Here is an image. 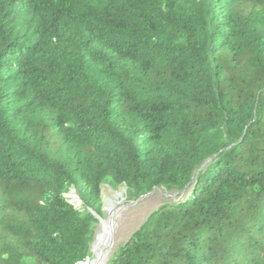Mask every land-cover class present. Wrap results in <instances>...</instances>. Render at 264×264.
I'll use <instances>...</instances> for the list:
<instances>
[{"label": "trees", "instance_id": "trees-1", "mask_svg": "<svg viewBox=\"0 0 264 264\" xmlns=\"http://www.w3.org/2000/svg\"><path fill=\"white\" fill-rule=\"evenodd\" d=\"M191 183L109 264H264V0H0V264L86 263L105 185Z\"/></svg>", "mask_w": 264, "mask_h": 264}, {"label": "rangeland", "instance_id": "rangeland-1", "mask_svg": "<svg viewBox=\"0 0 264 264\" xmlns=\"http://www.w3.org/2000/svg\"><path fill=\"white\" fill-rule=\"evenodd\" d=\"M115 192L124 193L126 210H125L124 218L121 222L120 230L116 237L117 247H116L113 257L119 251V249L125 244L127 239L146 221V219L148 218V216L151 214L153 210L158 208L162 203L175 200V199L171 200L169 198H166L165 197L166 193L162 190H159V191L153 192L154 194L152 193L146 197L141 198L140 200L133 201L127 197V191L125 187H118L115 189V188H112L109 184H107L105 185L104 190H103V217L104 218L107 216L104 208L107 205V201L114 197L113 195ZM74 194L79 198L77 191L73 189L66 194V199L68 203L71 204L73 207H75L77 210H81L83 208L82 205H76L71 197ZM98 224H99V221L97 220V223L95 225L94 240H93L92 246L96 240V236L98 233ZM92 256L93 254L91 252L90 258H92Z\"/></svg>", "mask_w": 264, "mask_h": 264}, {"label": "bare ground", "instance_id": "bare-ground-1", "mask_svg": "<svg viewBox=\"0 0 264 264\" xmlns=\"http://www.w3.org/2000/svg\"><path fill=\"white\" fill-rule=\"evenodd\" d=\"M155 191H159V189ZM165 193L166 198L171 200L176 199V195L169 194L167 192ZM113 196L114 197L112 199L107 201V205L104 208L107 214L105 218L99 217L95 213H92L95 219L99 221L98 233L91 249L93 256L92 258H89L88 262L85 264H109L115 253L117 247L116 237L120 230L121 222L124 218L126 205L125 195L123 192H115ZM71 197L76 205H81L80 199L75 194Z\"/></svg>", "mask_w": 264, "mask_h": 264}, {"label": "water", "instance_id": "water-1", "mask_svg": "<svg viewBox=\"0 0 264 264\" xmlns=\"http://www.w3.org/2000/svg\"><path fill=\"white\" fill-rule=\"evenodd\" d=\"M194 181V180H193ZM193 183H191L184 191H182V192H176V193H174V195H176V199L174 200V201H180V199H183L184 197H186L188 194H189V192H190V190H191V188H190V186L192 185ZM180 195V196H179ZM142 198V197H141ZM140 198V199H141ZM139 199V200H140ZM134 201V200H133ZM91 211L92 210H90L89 209V212L91 213ZM93 212V211H92ZM92 214V213H91ZM93 215V214H92ZM94 216V215H93ZM79 264H83V263H79Z\"/></svg>", "mask_w": 264, "mask_h": 264}, {"label": "built area", "instance_id": "built-area-1", "mask_svg": "<svg viewBox=\"0 0 264 264\" xmlns=\"http://www.w3.org/2000/svg\"><path fill=\"white\" fill-rule=\"evenodd\" d=\"M157 190V189H156ZM159 190H162V191H164V192H167L166 190H163V189H159ZM167 193H169V194H174V193H170V192H167ZM180 200H182V199H180Z\"/></svg>", "mask_w": 264, "mask_h": 264}]
</instances>
